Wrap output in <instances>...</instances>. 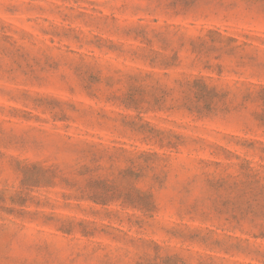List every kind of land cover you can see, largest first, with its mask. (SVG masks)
Returning a JSON list of instances; mask_svg holds the SVG:
<instances>
[{"label":"rangeland","instance_id":"rangeland-1","mask_svg":"<svg viewBox=\"0 0 264 264\" xmlns=\"http://www.w3.org/2000/svg\"><path fill=\"white\" fill-rule=\"evenodd\" d=\"M0 264H264V0H0Z\"/></svg>","mask_w":264,"mask_h":264}]
</instances>
